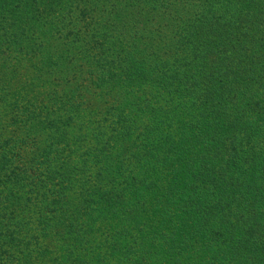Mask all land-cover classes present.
I'll return each mask as SVG.
<instances>
[{"label": "trees", "instance_id": "trees-1", "mask_svg": "<svg viewBox=\"0 0 264 264\" xmlns=\"http://www.w3.org/2000/svg\"><path fill=\"white\" fill-rule=\"evenodd\" d=\"M0 264H264V0H0Z\"/></svg>", "mask_w": 264, "mask_h": 264}, {"label": "rangeland", "instance_id": "rangeland-1", "mask_svg": "<svg viewBox=\"0 0 264 264\" xmlns=\"http://www.w3.org/2000/svg\"><path fill=\"white\" fill-rule=\"evenodd\" d=\"M100 233H101V236H100ZM111 233H112L111 230H108V229L107 230H103V232H95L94 233L95 241L92 242L93 249L95 250L97 248V246L98 247H102L100 250H98V252H101L105 248L106 244L108 243ZM113 233H114L113 236H116V237L117 236H121L122 237L121 239H123L126 242L125 245H127V247H129L130 249L134 248V253L132 251H130V253H129L130 257L134 258V256H135V257L144 259V256L141 253L140 248H137V247L135 248V243L139 241V238H135L134 240H128V239L124 238V237H127V236H122V234L120 235L117 232H113ZM113 249H115L114 252L112 251V249L109 250V251L111 253H115L117 248H113ZM121 255H122V252H121Z\"/></svg>", "mask_w": 264, "mask_h": 264}]
</instances>
